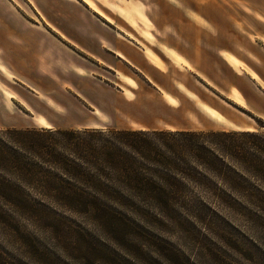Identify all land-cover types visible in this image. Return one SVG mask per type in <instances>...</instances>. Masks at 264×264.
<instances>
[{"label": "crops", "instance_id": "crops-1", "mask_svg": "<svg viewBox=\"0 0 264 264\" xmlns=\"http://www.w3.org/2000/svg\"><path fill=\"white\" fill-rule=\"evenodd\" d=\"M239 76L251 98L238 104L264 118V0H0V94L30 110L21 127L105 128L129 107L156 119L139 122L143 130L163 128L165 111L187 116L163 129L195 130L198 113L249 130L253 120L239 124L224 111L247 91Z\"/></svg>", "mask_w": 264, "mask_h": 264}, {"label": "trees", "instance_id": "trees-1", "mask_svg": "<svg viewBox=\"0 0 264 264\" xmlns=\"http://www.w3.org/2000/svg\"><path fill=\"white\" fill-rule=\"evenodd\" d=\"M0 202L101 222L264 213V131L1 129Z\"/></svg>", "mask_w": 264, "mask_h": 264}, {"label": "rangeland", "instance_id": "rangeland-1", "mask_svg": "<svg viewBox=\"0 0 264 264\" xmlns=\"http://www.w3.org/2000/svg\"><path fill=\"white\" fill-rule=\"evenodd\" d=\"M121 78L134 85L133 79L123 75ZM237 82L247 91L240 90V94L235 95L236 102H224V111L239 124L253 120L252 129L241 130L233 124L219 121L224 127L209 123L198 113L192 114L190 128L264 131V118L249 114L247 105L238 104L241 96L245 101L251 98L249 80L239 76ZM4 86L10 90L14 88L8 82ZM141 92L146 102L155 106L147 88L141 89ZM102 95L109 98L107 92ZM125 95L135 97L132 88ZM187 95L195 101L201 100V97L197 99L193 94ZM205 95L213 96L207 90L202 94ZM165 97L177 103L169 94H165ZM0 98L1 107L7 105L0 109V123H3L0 130L71 128L21 127L19 124L31 115L30 110L17 100L19 98H13V102L8 104L4 103L3 95L0 94ZM30 100L31 96L28 97ZM39 110H34L33 114ZM141 111L142 114L138 112L136 115L129 107L121 112L115 111V124L105 128L143 130L139 128V122L155 124L156 119L150 116L151 111ZM50 115L57 120L54 118L56 115ZM184 116L176 111H165L161 123L165 125V122L184 119ZM208 206L211 209L204 211H209V214L200 217L184 215L178 219L101 222L83 219L72 213H62L61 219L21 215L10 205L0 202V264H264V213L235 214L220 212L218 208Z\"/></svg>", "mask_w": 264, "mask_h": 264}, {"label": "bare ground", "instance_id": "bare-ground-1", "mask_svg": "<svg viewBox=\"0 0 264 264\" xmlns=\"http://www.w3.org/2000/svg\"><path fill=\"white\" fill-rule=\"evenodd\" d=\"M215 115V114H214Z\"/></svg>", "mask_w": 264, "mask_h": 264}]
</instances>
